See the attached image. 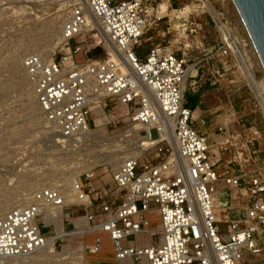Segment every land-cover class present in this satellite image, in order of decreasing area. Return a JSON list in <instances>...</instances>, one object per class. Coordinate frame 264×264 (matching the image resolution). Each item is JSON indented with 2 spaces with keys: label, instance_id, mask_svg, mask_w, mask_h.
<instances>
[{
  "label": "built area",
  "instance_id": "obj_1",
  "mask_svg": "<svg viewBox=\"0 0 264 264\" xmlns=\"http://www.w3.org/2000/svg\"><path fill=\"white\" fill-rule=\"evenodd\" d=\"M159 1L74 0L61 25L58 51L23 57L39 117L62 148L79 145L92 133L94 104L105 125H138L146 140L111 171L107 183L90 168L75 180L71 201L57 186H42L26 203L0 215V259L42 249L48 237L43 229L55 224L43 217L61 208V221L72 226L67 232L79 230L73 236L80 239L78 250H64L62 256L79 252L82 264L86 254L101 249L99 236L85 242L87 233L97 232L107 234L117 264H264V128L259 125H264V67L248 69L247 53L255 46L250 34L239 32L236 15L231 20L211 0H198L193 8L208 14L217 31L207 59L223 69L216 70L222 79L239 76V86L229 80L230 90L254 117L239 115L229 98L212 122L197 115L187 106L185 91L197 90L200 65H187L170 46L141 47L148 28L166 18L169 32L173 19L186 21L192 13L170 17V4L163 13ZM206 1L217 17L204 8ZM195 31L196 25L189 29ZM79 54L83 59L76 58ZM77 210L82 214L74 216ZM153 212L159 229L148 228L155 217L147 214ZM77 219L85 223L81 229Z\"/></svg>",
  "mask_w": 264,
  "mask_h": 264
},
{
  "label": "rangeland",
  "instance_id": "obj_2",
  "mask_svg": "<svg viewBox=\"0 0 264 264\" xmlns=\"http://www.w3.org/2000/svg\"><path fill=\"white\" fill-rule=\"evenodd\" d=\"M73 2L74 0H0V202H4L5 209L26 203L32 191L42 186H57L62 194H69L72 190L71 177L74 176L78 181L80 174L90 168L96 169L103 183H107L111 179V171L119 166L123 156L140 148L136 146V131L133 129L138 125L124 122L116 126L105 125L106 118L98 105L93 107L92 117L95 114L96 126H93L92 133L79 145L66 148L53 141V129L45 126L39 117L22 67V59L29 53L51 56L58 51L61 25ZM159 2L163 13L167 12V4H170L169 10L172 11L167 12L170 17L187 11L192 13L186 21L173 19L171 24L174 26L169 32L166 30V18L157 27L148 28L143 34L141 47L144 49L156 44L170 46L177 55L187 59V65H200L203 78L195 92L187 86L185 98L187 94L194 95L199 91L200 108L197 111L210 122L213 114L227 107L228 98L235 105L239 115L246 113L248 116L244 117H254L247 108L239 106L240 100L230 90L233 87L229 80L233 79L239 86V76L227 75L222 79L216 70L218 69L220 74L223 69L213 60L207 59L211 51L214 52L212 47L217 45V31L208 14L201 13L199 8H193L198 0ZM211 2L216 9L226 12L231 20L235 19V15L239 17L231 0ZM183 7V10H179ZM190 22H193V25H190ZM239 22L237 19V23L241 25L239 32H243ZM195 25L196 31L190 33L189 29ZM187 46L188 48H185ZM97 53H100L99 57L103 56L100 50ZM71 62L72 58L67 63ZM255 68L261 71L258 67ZM241 95H244V92ZM255 118L259 119V116L256 115ZM259 125L264 128L263 124ZM138 127V134L142 136L143 131ZM152 134L155 136L154 131ZM260 146L264 148V140L260 141ZM68 211L67 207L63 209L64 213ZM81 213V210H77L74 216ZM156 215L155 212L147 214L149 218L155 217V220L150 221L149 229H159ZM54 218L56 220L57 216ZM62 225L65 231L72 229L66 220L62 221ZM43 232L47 236L55 235V224L45 227ZM94 234L85 235L87 244L91 243ZM79 240L76 236L56 238L53 251L58 255L38 260L41 261L39 263L35 260H10L7 264H75V259H72L75 252L67 257L62 255L64 250H78ZM102 246L106 249L111 247L107 242ZM88 262L85 257V263L89 264Z\"/></svg>",
  "mask_w": 264,
  "mask_h": 264
},
{
  "label": "bare ground",
  "instance_id": "obj_3",
  "mask_svg": "<svg viewBox=\"0 0 264 264\" xmlns=\"http://www.w3.org/2000/svg\"><path fill=\"white\" fill-rule=\"evenodd\" d=\"M205 7L208 9V10H210V11H212V13L217 17V14H216V12L214 11V9H213V7H212V4L209 2V1H206L205 3ZM87 10H88V12H89V9H88V7H87ZM238 11V10H237ZM236 11V12H237ZM166 12V11H165ZM237 13H239V12H237ZM239 17L237 18L238 19V21H240L241 22V24H242V31L243 32H247L248 34H249V32H248V30H247V28H246V26H245V24L243 23V21H242V19H241V17H240V15H238ZM89 18H90V22H91V24H92V26L95 28H98L99 30H100V27H99V25H98V19L96 18V17H93L91 14L89 15ZM239 22V23H240ZM58 41L60 42L61 41V32H60V34L58 35ZM42 57H50V55L49 56H43V55H41ZM247 57H250V63L248 64L247 63V67H248V69L250 70V67L251 66H254V68L255 67H258L261 71H262V69H263V67H262V64H261V62H260V60H259V57H258V54H257V51H255V49H253L251 52H249V53H247ZM251 58H253V60L251 59ZM188 69L189 70H191L192 69V67L191 66H189L188 67ZM94 105H97V104H94ZM94 107V106H93ZM93 107H92V109H93ZM93 113H94V111H93ZM94 116H95V114H94ZM94 120H95V118H94ZM96 123V122H95ZM135 131H136V133H135V136L136 137H138L137 139H138V141H137V144H140V143H138L139 141H143V140H146V138L145 137H143V136H139V134H138V131H137V129H139V127L138 126H135V128H133ZM93 131V130H92ZM91 131V132H92ZM57 135L56 134H53L52 135V137L54 138V137H56ZM171 136H172V133H170V138H171ZM91 138V137H90ZM52 139V138H51ZM53 141H54V139H53ZM56 142V141H55ZM56 145V144H55ZM58 145V144H57ZM137 147L138 146H140V145H136ZM54 147V146H53ZM66 148V147H65ZM134 149V148H133ZM139 149V148H138ZM127 155H125V156H123V158H125ZM116 158V157H115ZM115 161V160H114ZM118 167V166H117ZM117 167L115 168V169H117ZM71 186L73 187L74 185H75V178H74V176L73 177H71ZM71 190V189H70ZM72 193H64L63 194V197H64V199H65V201L66 202H68V200L69 201H71L72 200ZM5 204H4V202H0V212H2V211H4V212H2V214H4L5 212H7L9 209H5ZM54 212V213H53ZM1 214V215H2ZM59 214V215H58ZM55 216H57V218H56V220H54L55 218ZM58 217H62V212H61V208H57V209H55V210H52L51 212L50 211H47L46 212V214H45V216H44V220L45 221H47V222H55V229H56V234L55 235H51V236H48L47 237V239H46V243H45V245L42 247V249H40L38 252H36V253H34V254H32L31 256H27V257H16V258H6V259H0V264H3V263H5V264H7V261H8V263H10V260H15V261H18V260H20V261H23V260H28V261H33L34 262V260L36 261V262H41V261H38V260H43V259H45L46 257H48V256H55V255H58V254H55L54 253V249H53V245H54V240L56 239V238H63V237H65V236H67V235H70V236H73V235H76V234H78V231L79 230H76V232H67V231H65L64 229H63V227H62V223H61V221H60V219L58 218ZM77 221V220H76ZM76 227L78 228V229H81V227H82V225L84 226L85 225V223L84 222H81V221H79L78 223H76ZM34 257H36V259H34ZM38 257V258H37ZM39 257H41V258H39ZM72 259H75L74 260V262H76L75 264H82V262L80 261V254H79V252H75V256L74 257H72Z\"/></svg>",
  "mask_w": 264,
  "mask_h": 264
},
{
  "label": "water",
  "instance_id": "obj_4",
  "mask_svg": "<svg viewBox=\"0 0 264 264\" xmlns=\"http://www.w3.org/2000/svg\"><path fill=\"white\" fill-rule=\"evenodd\" d=\"M264 67V0H233Z\"/></svg>",
  "mask_w": 264,
  "mask_h": 264
},
{
  "label": "crops",
  "instance_id": "obj_5",
  "mask_svg": "<svg viewBox=\"0 0 264 264\" xmlns=\"http://www.w3.org/2000/svg\"><path fill=\"white\" fill-rule=\"evenodd\" d=\"M145 49H147V48H144L143 50H145ZM76 58L81 60V59H83V55L79 54V55L76 56ZM189 103H190L189 101L186 102L187 106L189 105ZM199 104H200V100H198L196 102V104L194 106H191V107H192V109L195 110V113L197 115L201 116V113H198V111H197V109L200 108ZM209 138H210V140H214L216 138V135L215 134H211L209 136ZM96 173H97L98 176H101L98 171H96ZM60 221H61V219H60ZM78 222H79V220L76 221V223H78ZM61 223H62V221H61ZM62 227H63V225H62ZM95 236H99L101 238V249L96 254H89L88 253V254L85 255L87 261H89L88 263L89 264H117V262L114 259L111 247L106 249V248H103V246H102V244L105 243V242L110 244V240L108 239L107 234L104 233V232H97V233L94 234V237ZM92 240H93V237H92ZM91 243H92V241H91ZM110 246H111V244H110Z\"/></svg>",
  "mask_w": 264,
  "mask_h": 264
},
{
  "label": "trees",
  "instance_id": "obj_6",
  "mask_svg": "<svg viewBox=\"0 0 264 264\" xmlns=\"http://www.w3.org/2000/svg\"><path fill=\"white\" fill-rule=\"evenodd\" d=\"M198 97H199V91L197 93H195L194 95L187 94L186 95V102L187 101L190 102L188 106L189 107L194 106L196 104V102L199 100Z\"/></svg>",
  "mask_w": 264,
  "mask_h": 264
}]
</instances>
